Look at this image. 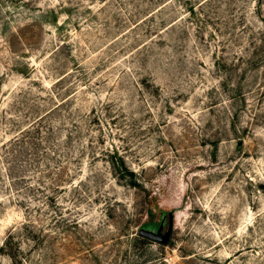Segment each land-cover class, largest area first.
<instances>
[{
	"label": "rangeland",
	"instance_id": "rangeland-1",
	"mask_svg": "<svg viewBox=\"0 0 264 264\" xmlns=\"http://www.w3.org/2000/svg\"><path fill=\"white\" fill-rule=\"evenodd\" d=\"M0 264H264V0H0Z\"/></svg>",
	"mask_w": 264,
	"mask_h": 264
},
{
	"label": "water",
	"instance_id": "water-1",
	"mask_svg": "<svg viewBox=\"0 0 264 264\" xmlns=\"http://www.w3.org/2000/svg\"><path fill=\"white\" fill-rule=\"evenodd\" d=\"M141 233H143L144 235L146 236H149L151 238H159L157 235H155L154 233L152 232H148V231H145V230H142Z\"/></svg>",
	"mask_w": 264,
	"mask_h": 264
},
{
	"label": "trees",
	"instance_id": "trees-1",
	"mask_svg": "<svg viewBox=\"0 0 264 264\" xmlns=\"http://www.w3.org/2000/svg\"><path fill=\"white\" fill-rule=\"evenodd\" d=\"M142 235H144L143 233H142ZM144 236H146V235H144ZM148 237V236H147ZM4 245H6V243H4ZM13 257V256H12Z\"/></svg>",
	"mask_w": 264,
	"mask_h": 264
}]
</instances>
